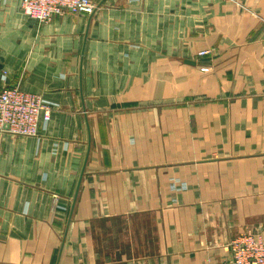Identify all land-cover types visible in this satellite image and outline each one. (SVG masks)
I'll return each mask as SVG.
<instances>
[{
    "label": "crops",
    "instance_id": "obj_1",
    "mask_svg": "<svg viewBox=\"0 0 264 264\" xmlns=\"http://www.w3.org/2000/svg\"><path fill=\"white\" fill-rule=\"evenodd\" d=\"M96 1L0 0V90L56 103L0 132V264H232L264 230V0Z\"/></svg>",
    "mask_w": 264,
    "mask_h": 264
},
{
    "label": "built area",
    "instance_id": "obj_2",
    "mask_svg": "<svg viewBox=\"0 0 264 264\" xmlns=\"http://www.w3.org/2000/svg\"><path fill=\"white\" fill-rule=\"evenodd\" d=\"M95 7L92 0H20L22 12L40 24L63 10L87 15ZM207 53L208 50L198 51V55ZM54 107L56 103L39 93L24 91L18 85H6L0 90V132L39 137ZM227 249L232 264H264V230L237 235L227 243Z\"/></svg>",
    "mask_w": 264,
    "mask_h": 264
},
{
    "label": "water",
    "instance_id": "obj_3",
    "mask_svg": "<svg viewBox=\"0 0 264 264\" xmlns=\"http://www.w3.org/2000/svg\"><path fill=\"white\" fill-rule=\"evenodd\" d=\"M83 170H84V167L80 173V176H79V179H78V182H77V187H76V190H75V195L73 197V201L75 200V196H76V193H77V190H78V187H79V184H80V181H81V178H82V174H83ZM73 208V205L71 206V209Z\"/></svg>",
    "mask_w": 264,
    "mask_h": 264
},
{
    "label": "rangeland",
    "instance_id": "obj_4",
    "mask_svg": "<svg viewBox=\"0 0 264 264\" xmlns=\"http://www.w3.org/2000/svg\"><path fill=\"white\" fill-rule=\"evenodd\" d=\"M93 2H97L96 0H92Z\"/></svg>",
    "mask_w": 264,
    "mask_h": 264
}]
</instances>
